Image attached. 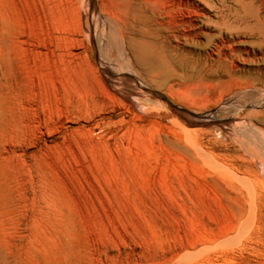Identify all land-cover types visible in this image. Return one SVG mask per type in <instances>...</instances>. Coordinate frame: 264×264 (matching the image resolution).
I'll return each instance as SVG.
<instances>
[{
  "label": "rangeland",
  "instance_id": "374dc122",
  "mask_svg": "<svg viewBox=\"0 0 264 264\" xmlns=\"http://www.w3.org/2000/svg\"><path fill=\"white\" fill-rule=\"evenodd\" d=\"M85 1L0 0V264H264V0H201L155 70Z\"/></svg>",
  "mask_w": 264,
  "mask_h": 264
},
{
  "label": "bare ground",
  "instance_id": "6f19581e",
  "mask_svg": "<svg viewBox=\"0 0 264 264\" xmlns=\"http://www.w3.org/2000/svg\"><path fill=\"white\" fill-rule=\"evenodd\" d=\"M84 3L87 7L92 4L94 6V15L92 14V16H94L95 20L93 19L91 22L95 26L98 25L96 34L99 31V26L102 25V21L99 13L95 10V4H98V6L104 9L103 14L105 17L103 18V25L100 30V38L102 41L100 45L98 44L99 47L104 44V39L106 41L110 40L115 43L117 56L124 52L128 54V48H130L133 52L136 51L134 53L136 56H140H135V59L127 58L125 63L134 66V61L140 63L139 58L143 56L148 60L150 69L152 70L164 69L165 67L171 66L169 65L171 60L169 59L166 42L173 37L181 44V39H188V37L195 35L197 30H199L198 28H200L198 21L206 13L204 5L201 4V0H97V3H92V0H86ZM199 23H202V21ZM200 30L202 31L203 29ZM177 43L175 46H177ZM124 56L126 55L124 54ZM126 71L123 67L118 68L117 71L109 70L110 74H116L120 77H124L122 76L124 74L126 77L129 76L128 71ZM122 86L116 85L115 89L129 102L126 97V88ZM141 86H137L136 84V86L131 87L133 91H136H132V94L146 90L145 86ZM255 96H253L251 103L255 107L264 106V92ZM257 115L259 117L263 115L264 117L262 113H258ZM241 118L242 122H240L237 131L243 133L240 134L242 141L246 143L252 142L255 145L253 147L256 148L253 156L255 162L252 161L255 173L253 177L255 178L258 177L259 172L262 171L264 173V119L260 118L258 123H254L247 116L245 117L247 119H243L244 117Z\"/></svg>",
  "mask_w": 264,
  "mask_h": 264
}]
</instances>
